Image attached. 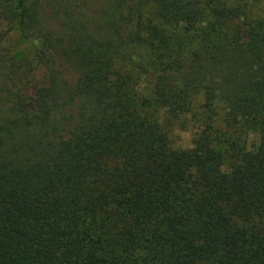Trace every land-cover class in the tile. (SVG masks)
<instances>
[{
    "label": "trees",
    "instance_id": "obj_1",
    "mask_svg": "<svg viewBox=\"0 0 264 264\" xmlns=\"http://www.w3.org/2000/svg\"><path fill=\"white\" fill-rule=\"evenodd\" d=\"M3 24L34 51L0 31V264H264V18L0 0ZM158 111L190 116L189 148Z\"/></svg>",
    "mask_w": 264,
    "mask_h": 264
},
{
    "label": "rangeland",
    "instance_id": "obj_2",
    "mask_svg": "<svg viewBox=\"0 0 264 264\" xmlns=\"http://www.w3.org/2000/svg\"><path fill=\"white\" fill-rule=\"evenodd\" d=\"M232 1L245 2L251 16L264 18V0ZM0 31L3 35H5L6 46H8L11 51H16L20 55H33V44L25 39H22L11 25H1ZM150 80V78H146L145 80H141L139 82V90L144 95L148 94ZM217 106L219 114L222 115L223 105L218 103ZM156 116L169 132V136L174 147L182 149L190 147L194 126L189 115H182L177 119H171L164 111H158ZM217 125L221 126V123H218ZM253 138V136L250 137V139Z\"/></svg>",
    "mask_w": 264,
    "mask_h": 264
}]
</instances>
